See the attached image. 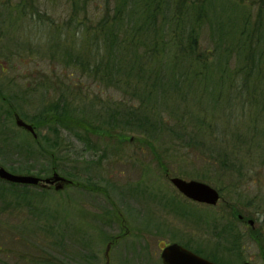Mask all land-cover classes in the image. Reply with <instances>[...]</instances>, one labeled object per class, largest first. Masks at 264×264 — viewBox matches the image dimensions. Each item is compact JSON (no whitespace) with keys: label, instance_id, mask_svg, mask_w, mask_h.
Returning <instances> with one entry per match:
<instances>
[{"label":"rangeland","instance_id":"obj_1","mask_svg":"<svg viewBox=\"0 0 264 264\" xmlns=\"http://www.w3.org/2000/svg\"><path fill=\"white\" fill-rule=\"evenodd\" d=\"M169 1L183 12L188 7L191 14L199 7L192 0ZM18 2L0 0V87L7 95L20 96L17 100L10 99L19 109L14 113H19L28 122L44 105L52 104L61 90L67 89L69 94L66 91L65 95L72 98L70 106L77 108L76 116L88 118L93 128H109L113 136L86 132L84 126L53 130L51 125L49 129L46 124L39 127L31 124L36 133L33 136L15 124L14 113L7 112L10 101L0 100L2 108H7L3 111L5 115L0 117L3 130L0 132V166L11 172L30 173L41 178L56 172L72 182L59 188L55 185L60 181L47 184L48 187L26 184L29 186L26 190L18 185V194L0 196V264H104V251L109 240L112 242L108 264H162L161 248L170 242L185 244L200 251L201 255H212L225 264H239L242 260L264 264V212H260L264 211V200L261 201L264 167L258 158L251 159L247 155L257 151L254 147H250L252 152L249 153L245 152L247 146L235 151L240 143H244L243 133L261 126V119L251 122L248 115L243 117L244 126L241 122L238 127L234 126L241 137L229 134L227 137L222 128L229 110L223 105L222 113L207 116L217 128L200 148L161 125L149 131L106 126L102 120L113 109L117 116L122 113L123 107L119 106L122 93L103 89L77 68L64 67L60 62L61 47L58 46L53 58L49 55L54 49L51 44L57 41L62 44L64 36L63 27L55 29L50 21L63 24L69 16L70 4L67 0H34V6L44 20L41 21L37 12L23 17ZM103 2L90 0L88 11L95 13L98 5L102 12ZM260 2L263 0H212L208 3L210 21L216 23L223 18L222 28L234 29L232 17L241 12L243 15L250 13L251 19H255ZM26 7L30 8V5ZM177 16L172 14L164 24L157 17L156 27L152 29H160L161 25H164L163 29H175ZM87 17L90 21L95 18L93 15ZM79 19L80 16L67 27L66 35L73 34ZM182 20L180 22L190 28L196 24L187 17ZM234 20L237 21L236 31L242 20ZM194 29H197V51L209 56L211 64L216 58L222 60L225 53L220 50L217 57L219 53L212 50L215 40L208 24L201 28L195 25ZM231 62L230 59L229 64ZM177 63L185 69L183 59ZM217 66L218 60L211 65V73H189L172 78L184 80L185 86L190 81V89L195 91L217 84L213 88L225 97L229 90L221 79L225 77L218 76ZM132 102L137 104L136 100ZM194 102L208 111L212 98L205 95L198 99L192 95L184 106L191 108ZM177 104L181 111L182 101L178 96H171L163 108L165 121L171 125L178 124L175 115L170 113L171 107L175 108ZM81 106H84L83 110ZM216 107L215 112L220 111L219 105ZM234 109L238 118L236 105ZM49 117L46 114L44 119L48 121ZM189 124L188 121L185 125ZM122 134L127 135L126 139L119 138ZM37 135L39 145L32 139ZM22 140L29 142L27 149L18 147ZM147 140L150 144L145 142ZM13 142L17 143L16 148ZM223 154L227 157V166L219 162ZM171 176L203 181L217 190L218 185L224 188L218 190V201L209 205L185 197L170 182ZM2 181L7 188L8 181ZM236 183L238 187H234ZM240 190L242 194L239 195ZM227 204H233L234 215ZM236 213L253 219L254 228L247 225L245 229L237 221ZM231 224L233 231L227 230ZM219 229L223 231L220 237L214 233Z\"/></svg>","mask_w":264,"mask_h":264},{"label":"trees","instance_id":"obj_2","mask_svg":"<svg viewBox=\"0 0 264 264\" xmlns=\"http://www.w3.org/2000/svg\"><path fill=\"white\" fill-rule=\"evenodd\" d=\"M89 1L67 0L70 4V12L63 24L58 23V25L54 20L50 21L51 27L55 29L61 30L60 28L63 27L64 36L61 40L62 44H59L60 41L51 44V48L54 49L49 55L50 58H53L58 46L61 47L63 50L60 62L64 67L77 68L82 74L94 79L103 89L110 88L122 93L123 98L119 103V106L123 107L122 113L117 116L113 109L108 117L102 120L106 126L119 125L121 130L149 131L161 125L169 132L177 133L180 139H186L191 145L200 148L204 146V141L210 133L215 132L214 129L217 128L211 124L207 116L222 113V107L225 105L229 110L227 113L228 123L224 120L225 125L222 129L225 130L227 137H229L228 134L236 138L241 137V134L234 130V126L238 127L240 122L244 126L243 117L247 115L251 122L258 121V119L263 122L261 126H257V129L252 127L243 133L241 138H243L244 143H240L235 151L243 150V146H247L245 152L249 153L252 152L250 147H254L257 151L247 155L251 159L258 158L259 164L264 167V0L258 5L255 19H251L250 13L243 15L240 12L234 15L233 20H231L234 29H223V18H219L216 23L210 21L208 3L212 0H192L199 6L197 12L193 14L190 13L188 7L183 12L179 6H174L169 0H104L102 12L97 5V10L94 13L87 9ZM33 2L34 0H19L18 5L22 6L19 11L23 17L37 12L38 19L44 21ZM26 5H30V8H27ZM172 14L178 15L174 25L175 29H163L164 25H161L160 29H152L156 27L155 20L157 17L164 24V21ZM89 15H93L95 18L90 21V18L87 17ZM78 16L80 19L74 25L77 27L73 34L66 35L69 32L67 27L74 24V20ZM186 17L196 23L192 28L188 25L184 26L180 22L181 18H183V22ZM234 18L242 20L241 23L239 22L241 25L236 31L237 21ZM87 19L89 20L88 23L86 22ZM203 24H208L211 35L214 37L212 50L217 54L220 50L225 53L222 60L219 53L217 55L219 58H216L212 63L216 64L218 60V76L225 77L221 78L224 80L223 85L225 84L229 90V94L225 97L213 88L217 87V84L211 87H200L198 91H195L194 88L190 89L192 85L190 81L185 86L184 80L172 78L175 75H187L189 73L193 75L211 73L212 64L209 61V56L199 53L196 49L198 47L197 29L194 27L196 25L197 28H201ZM210 51L208 50L209 53ZM231 54L233 55L230 56ZM181 59L184 60V70H182V65L177 63ZM230 59L233 61L232 64H229ZM66 91L67 89L61 90L52 104L44 105L28 122L34 127L46 124L49 129V125H51L53 130L56 127L72 130L76 126L78 128L84 126L86 132L89 130V132L97 135L107 133L108 136H113L109 128H93L89 125L88 118L76 116L74 112L77 108L70 106L69 100L72 98H67ZM192 95L198 96V99L205 95L210 96L212 103L209 104V110L205 111L203 106L200 107L197 102H194L191 108L184 106L187 98ZM171 96H178V99L183 103L181 111L178 104L175 108L171 107L170 113L175 115L178 122V124L173 125L165 121L163 112V108ZM11 98L17 100L20 96L7 95L0 87V100L6 103L10 101V105L7 106L8 109L2 108L0 104V117L2 114L5 115L3 111L6 109L10 114L19 110L14 101L10 100ZM132 100H136L137 104L134 105ZM220 100L221 102L218 103ZM90 105H93V102ZM216 105L220 107L218 112H215ZM235 105L239 112L238 118L235 109L233 110ZM114 107L116 108V105ZM80 108L83 110L84 106ZM126 111L127 114H125ZM46 114L50 116L48 121L44 119ZM188 121L190 124L186 126ZM231 122L233 123L229 124ZM176 126L177 128H175ZM21 129L23 128L21 127ZM23 130L29 133L27 130ZM0 132H3L1 127ZM126 137L125 134L119 135L121 139H126ZM38 138V135L35 138L32 137L37 145L40 142ZM145 142L150 144L148 140ZM13 143L16 148L17 143ZM55 143L58 145L57 141ZM27 145L29 146L27 140L18 142L19 148L27 149ZM223 157L219 162L221 165L227 166L228 161L225 159L227 157L225 154ZM53 162L55 163L54 159ZM59 169L65 171L64 167ZM0 181L2 180L0 179ZM3 185L5 183L0 182L1 197L7 193L18 194V185H21L24 190L29 187L26 184L13 182H7V188ZM238 186V183L234 185V187ZM218 187L221 190L224 188L221 185ZM241 190L238 191L239 195L242 194ZM3 193L4 195H2ZM263 200L264 197L261 198V201ZM244 204L250 205V202ZM229 210L234 215L233 204ZM260 212L264 211L261 210ZM232 228L234 227L229 225L227 230L231 231ZM214 233L219 234V237L221 234L223 235L222 229ZM182 245L187 247L185 244ZM191 250L201 255L197 249L191 248ZM204 255L210 260L221 263L212 255Z\"/></svg>","mask_w":264,"mask_h":264},{"label":"water","instance_id":"obj_3","mask_svg":"<svg viewBox=\"0 0 264 264\" xmlns=\"http://www.w3.org/2000/svg\"><path fill=\"white\" fill-rule=\"evenodd\" d=\"M14 122L17 126L29 131L33 136L36 135L31 123L25 121L17 113H14ZM0 179L8 182L29 185H36L38 183L47 185L54 183L55 181H60L55 185L56 188L62 187L64 183L70 182L69 179L56 172H53L52 175L48 177L41 178L40 176L30 173L11 172L3 166H0ZM170 182L185 197L197 202L213 205L220 197L219 191L215 187L203 181L196 179L186 180L179 176H171ZM111 242L112 240H109L105 247L104 264H108V251ZM160 259L162 264H220L192 251L178 242H170L164 245L160 251ZM240 264L250 263L248 261H243Z\"/></svg>","mask_w":264,"mask_h":264},{"label":"flooded vegetation","instance_id":"obj_4","mask_svg":"<svg viewBox=\"0 0 264 264\" xmlns=\"http://www.w3.org/2000/svg\"><path fill=\"white\" fill-rule=\"evenodd\" d=\"M65 184V183H64ZM69 184H72V182L70 183H68L67 182V184L66 185H69ZM37 186H42V187H48V185H43L42 183H38V185ZM207 204V203H206ZM209 205H211V204H209ZM228 205V204H227ZM227 205H226V207H227ZM229 206V205H228ZM228 208V207H227ZM229 208H230V206H229ZM236 218H237V221H239V222H241L242 224H243V227L246 229L247 228V225L248 226H251V228H254L253 226H252V224H253V219H248V218H246L244 215H241L240 213H236ZM233 227H234V225L233 224H231ZM234 230V228H232V231ZM203 256V255H202ZM204 257H205V255H204ZM207 258V257H206ZM243 261H247V260H242L241 262H243ZM240 262V263H241ZM218 263V262H217ZM239 263V264H240ZM220 264H225V263H220Z\"/></svg>","mask_w":264,"mask_h":264}]
</instances>
